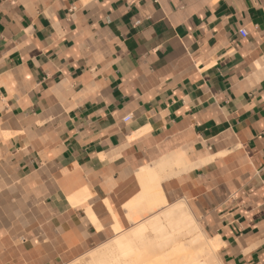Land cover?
<instances>
[{
    "label": "crops",
    "instance_id": "obj_1",
    "mask_svg": "<svg viewBox=\"0 0 264 264\" xmlns=\"http://www.w3.org/2000/svg\"><path fill=\"white\" fill-rule=\"evenodd\" d=\"M160 196L264 264V0H0V264L71 262Z\"/></svg>",
    "mask_w": 264,
    "mask_h": 264
},
{
    "label": "bare ground",
    "instance_id": "obj_2",
    "mask_svg": "<svg viewBox=\"0 0 264 264\" xmlns=\"http://www.w3.org/2000/svg\"><path fill=\"white\" fill-rule=\"evenodd\" d=\"M162 197L150 201V205L166 207ZM147 229L153 232L152 241L146 238ZM184 237L191 239L190 243H184ZM217 246L216 241L205 238L187 206L179 203L166 207L161 217L157 216L116 239L94 255L90 264H171L169 255L172 253H184L179 257L181 259H176V264H214L205 256L215 253Z\"/></svg>",
    "mask_w": 264,
    "mask_h": 264
},
{
    "label": "rangeland",
    "instance_id": "obj_3",
    "mask_svg": "<svg viewBox=\"0 0 264 264\" xmlns=\"http://www.w3.org/2000/svg\"><path fill=\"white\" fill-rule=\"evenodd\" d=\"M179 203H184V202H179ZM179 203H176V204H179ZM176 204H167L166 207L172 206V205H176ZM184 204L187 206V208H189V206L186 203H184ZM166 207L165 206L156 207V205H154V204L150 205L148 207V209L145 212H143V214L141 216H139L140 219H141L140 221L137 222V219L136 220L132 219V222L134 224L130 228L125 229V230H116L117 235L114 238H112L111 240L107 241L102 246L95 247V248L91 249L88 253L83 254V255L77 257L76 259L72 260L71 262L64 263V264H90L94 255L96 256L99 252H101L106 247H108L110 244H112L116 239L120 238L121 236L123 237V236H125L127 234L132 233L136 227L140 226L141 224L149 223L150 220H152L153 218H155L157 216L161 217L162 216V212H163V210ZM189 211H191L190 213L195 218L196 222L199 224V222L197 220V217L194 215L192 210L190 209ZM145 234H146V238L149 241H152L153 232L150 229H147L145 231ZM204 236L208 240H213V238L211 236H208V235H205V234H204ZM185 238L186 237H184V239ZM190 241H191V239L187 238V239H185L184 243L187 244V243H190ZM218 248H219V246H217V249H216L215 253H213L212 255H206L205 259H207L209 261H212V263H214V264L215 263L222 264L220 251L218 250ZM182 254L184 255V253H176V254L172 253V255H169V260H171V262H172L171 264H173L176 261L177 258L181 259L179 257H182ZM212 256H213V258H212ZM176 263H177V261L175 262V264ZM158 264H162V263H158Z\"/></svg>",
    "mask_w": 264,
    "mask_h": 264
},
{
    "label": "built area",
    "instance_id": "obj_4",
    "mask_svg": "<svg viewBox=\"0 0 264 264\" xmlns=\"http://www.w3.org/2000/svg\"><path fill=\"white\" fill-rule=\"evenodd\" d=\"M243 35H246V32H243Z\"/></svg>",
    "mask_w": 264,
    "mask_h": 264
}]
</instances>
